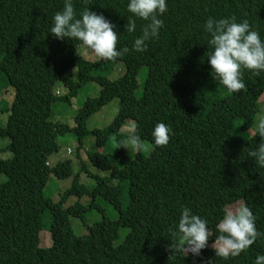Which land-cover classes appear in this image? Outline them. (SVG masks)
Instances as JSON below:
<instances>
[{
	"label": "trees",
	"instance_id": "1",
	"mask_svg": "<svg viewBox=\"0 0 264 264\" xmlns=\"http://www.w3.org/2000/svg\"><path fill=\"white\" fill-rule=\"evenodd\" d=\"M130 0H72L76 18L89 8L109 20L119 35L117 50L129 52L114 61L100 59L90 63L78 56L79 41L59 40L50 33L54 15L62 11L65 0H0V90L14 89L11 104L0 101V115H7L0 138L10 144L0 149V264H255L264 255V236L246 252L224 260L215 256L210 244L219 235L216 225L227 206L241 201L255 216V226L264 233V167L256 164L249 152L261 142L257 133L251 138L232 133L249 132L260 112L264 94V72L259 76L243 71L244 89L230 93L217 88L207 61L211 36L205 30L208 18L235 17L247 20L264 41V0H166L167 11L158 38L146 42L143 52L133 49L142 27L125 30ZM113 63L123 64L125 74L116 81L103 76ZM78 70L77 81L66 75ZM148 75L143 94L138 75ZM90 82L101 87L97 99L88 100L71 129L52 122L56 103H71L80 89ZM57 87L69 90L59 96ZM118 99L119 115L105 129L88 130V121L112 101ZM135 122L137 134L151 153L143 151L126 167L118 164L125 152L117 148L126 139L122 133ZM170 129L167 146L154 147L151 135L157 123ZM74 133L79 142L78 157L87 137L93 136L96 152H88L90 164L108 177L89 175L95 187L89 190L74 178L72 187L58 203L45 196L52 176L60 181L73 176L71 161L50 165L59 152L58 139ZM10 153L11 159L2 155ZM84 171V170H82ZM78 201L66 207L70 198ZM89 197V206L80 201ZM103 199L119 213L109 219L96 201ZM184 208L206 220L213 233L209 247L200 256L166 251L172 231ZM98 210L103 220L86 223V214ZM50 213L53 245L41 247L44 215ZM81 220L89 235H78L71 219ZM122 228L130 230L124 242L116 246Z\"/></svg>",
	"mask_w": 264,
	"mask_h": 264
},
{
	"label": "clouds",
	"instance_id": "2",
	"mask_svg": "<svg viewBox=\"0 0 264 264\" xmlns=\"http://www.w3.org/2000/svg\"><path fill=\"white\" fill-rule=\"evenodd\" d=\"M127 10L132 16L127 18L125 30L133 33L136 30V20L133 17L147 21L142 27V35L135 39L133 49L143 52L146 42L158 38L163 20L158 17L167 11L166 0H130ZM76 18L72 0H65L62 11L53 18V26L49 33L59 40H76L81 46L89 49L96 57L105 61H114L129 52L127 47L117 50L119 35L116 27L103 14H97L85 8ZM205 30L211 36L207 54L211 66V76L230 93H239L244 89L243 71L247 70L259 76L264 72V41H261L257 31L251 29L249 22L237 23L235 17L213 19L208 18ZM76 68L73 69L75 74ZM138 125L135 122L126 127V139L118 142L117 148L130 152L147 151V145L137 134ZM171 129L165 123H157L151 133L154 147L167 146ZM256 133L261 138L257 148L249 152L256 164L264 167V118L257 125ZM255 216L244 204L227 206L223 218L216 225L219 235L215 236L211 247L216 257L224 260L237 257L246 252L259 238L264 236L255 226ZM207 221L191 210L184 208L179 219L178 230L172 231V240L166 251L174 256L175 252H183L184 257L191 254L200 256L201 250L209 247L208 241L213 233L207 227ZM255 264H264V255H258Z\"/></svg>",
	"mask_w": 264,
	"mask_h": 264
},
{
	"label": "rangeland",
	"instance_id": "3",
	"mask_svg": "<svg viewBox=\"0 0 264 264\" xmlns=\"http://www.w3.org/2000/svg\"><path fill=\"white\" fill-rule=\"evenodd\" d=\"M78 56L82 57L86 61L90 63H96L100 61V58L96 57L89 49H86L82 47L81 45L77 49ZM77 72L78 70H75V74L73 73V70L69 72L66 75L67 81H77ZM125 67L123 64L119 63H113L110 66V69L108 73L103 72V76H106L111 81H116L124 76L125 74ZM148 75V69L143 68L141 72L138 75V85L139 89L136 92V97L140 98L144 91L145 82ZM217 88L222 90V95L226 94V91H223L222 87L218 85V82L216 81ZM57 93L61 97H65L69 90L64 87H57L56 88ZM101 95V87L95 83L90 82L86 86H84L82 89L79 90L78 95L71 100V103H56L52 110V122L54 123H61L64 125H67L71 129H73L76 126L75 120L81 111V109L85 106L86 102L88 100L97 99ZM1 99L6 100L7 103L11 104L14 99V89L10 88L7 93H4V91L0 90V101ZM119 100L115 99L112 101L109 105L104 107L98 114L94 115L87 124L88 130H95V129H105L108 126H110L114 120L119 115ZM260 105V112L256 117L255 124L253 128L247 132L242 133L240 131L241 128V122L234 125V128L232 130V133L236 136H242L244 138H251L255 135L257 130L258 122L261 118H264V94L261 96L259 100ZM7 115L1 116L0 115V127H5L7 122ZM132 123L131 121L127 124L129 125ZM123 128L122 133L126 135V127ZM10 144L9 139H1L0 138V149H4ZM58 145H59V152L56 153L54 156L55 161H58L57 163L63 162V161H71L72 162V168H73V176L69 178L68 180L60 181L54 176H52L49 180V183L45 189V196L49 199H51L53 202L58 203L60 200V196L64 194L67 190H69L74 182V178L79 174V181L82 185L86 186L89 190H92L95 187V181L89 176V175H98L101 177H108L109 173L107 172H101L94 168L88 159V152H96V143L95 138L93 136H89L86 138L84 142L83 150L80 153V157H78V150H79V142L77 137L74 133H69L64 137H59L58 139ZM148 150L143 151L146 155H149L151 153L152 147L150 144H146ZM70 150V154L68 151ZM137 152H130L125 149L124 154L122 155L120 162L118 164L119 168H124L127 165H129L136 157ZM12 155L10 153L4 154L1 156L2 159L7 160L11 159ZM53 164V167L57 165ZM84 170V171H82ZM5 176H0V185L4 182H6ZM78 201L77 198L72 197L68 201L66 207H70L74 205ZM83 205L89 206L91 203V199L89 197H84L80 201ZM100 209H102L103 213L111 220L115 221L119 218L118 211L107 201L103 199H98L96 201ZM237 204H243V201L237 203ZM103 213L98 210L90 211L86 214V223L88 225H93L95 223H99L103 220ZM52 221V216L50 213H46L44 215V230L41 233V247L42 248H50L53 245L51 232H50V224ZM72 226L75 230V232L80 236L89 235L88 228L84 225V223L77 219L72 218L71 219ZM130 230L127 228H122L119 232V239L116 241L115 245L118 246L121 243L124 242L125 238L129 234ZM212 244H210L211 246Z\"/></svg>",
	"mask_w": 264,
	"mask_h": 264
},
{
	"label": "crops",
	"instance_id": "4",
	"mask_svg": "<svg viewBox=\"0 0 264 264\" xmlns=\"http://www.w3.org/2000/svg\"><path fill=\"white\" fill-rule=\"evenodd\" d=\"M70 154V150L68 151ZM58 161H55L53 157L50 158V165L53 166V164H56ZM58 164V163H57Z\"/></svg>",
	"mask_w": 264,
	"mask_h": 264
}]
</instances>
